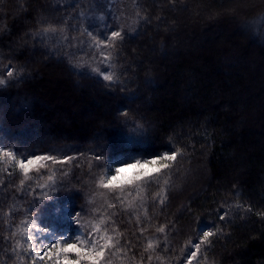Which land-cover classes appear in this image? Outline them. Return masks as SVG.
<instances>
[{"label": "trees", "instance_id": "1", "mask_svg": "<svg viewBox=\"0 0 264 264\" xmlns=\"http://www.w3.org/2000/svg\"><path fill=\"white\" fill-rule=\"evenodd\" d=\"M233 1L244 0H131L120 36L95 38L102 71L83 64L95 0H0V264H64L25 227L58 244L90 225L103 235L97 264H264V27L243 23L264 5L242 14ZM198 8L219 16L191 28ZM53 66L65 93L44 81ZM173 151L168 167L105 185L114 167Z\"/></svg>", "mask_w": 264, "mask_h": 264}, {"label": "rangeland", "instance_id": "2", "mask_svg": "<svg viewBox=\"0 0 264 264\" xmlns=\"http://www.w3.org/2000/svg\"><path fill=\"white\" fill-rule=\"evenodd\" d=\"M130 1L131 0H95V3L97 4V9H100V11H99L100 15L96 14V16L94 18H92L91 20L94 24L98 25L97 27L95 26L96 29H93V31H97V32L93 35V36H95L93 38V40L88 41L87 45L86 44L84 45V46H87L86 50H88L89 52L94 53V54H91L85 61H83L84 65H85V63L90 65V68L92 67V70H99L100 69L103 71L104 67L108 68V64H107L108 55L106 54L105 50L103 49V45H102L103 44L102 42H104V41L99 42V40H97L95 38L97 36H100L101 34L106 39L111 38L112 37L111 33L116 32L115 27L119 28L118 24L122 25L128 21L126 18L124 19V17H122L121 13H122V11H124V9L129 10ZM263 5H264V0H244V1H238V2L233 1V2L225 5L224 7L226 9H231V10L237 9V11L241 12L242 14H245L244 12L249 10L250 8H255L258 6L260 7ZM187 12H188L189 17H190L189 18V20H190L189 25L191 26V28H194L196 26L202 27L207 22L214 21L219 16L218 14L215 13L213 15L210 14V15L206 16L205 18L204 17L201 18V16L199 17V15H200L199 8L196 9L195 11L189 10ZM228 13H230V15L229 14L225 15V13H224V15L227 17V20H228L227 26L229 28H232V29L240 28V30H242L241 25L243 26V24L241 22V19L243 18V15L242 14L238 15V13H234V12L231 13V11H228ZM253 13H254V11H253ZM263 18H264V15L262 17L253 16L252 18H249L248 20L243 22L245 24L244 28H246V30H247V29H251L257 25L264 27V19ZM100 28L103 30V33H101L102 30ZM108 29H110V30L106 31ZM192 33L190 32V34H188V35H190V36H188L189 37L188 38L189 43H191V41H193L191 38L194 37V34H192ZM246 34H247L246 32L241 33V44H244L246 42V40H248ZM88 36H90L89 33H88ZM61 39H63V38L60 36L59 39H57V41H62ZM82 44L83 43H80V44H79V42L77 43V45H79V46H82ZM173 49L180 50L181 52H183L184 50L190 49V46L186 45V44L185 45L179 44L178 46H175ZM263 59H264V57H263ZM239 65L241 66L242 62L239 63ZM43 78H44L45 82L49 83L52 90H54L57 93L60 92L61 89L63 90V93H65L66 89L70 88L68 78L65 76V73L58 67H54V66L49 67L47 69V72L43 73ZM262 88L264 89V85ZM79 94H80V92L79 93L75 92V95H79ZM89 95H92V94H89ZM41 97L42 98H41L40 102L43 105H45L46 107H54L55 104H59V100L56 101V103H55L54 101H51V100L49 102L48 98H46L44 96H41ZM63 97H64V95H63ZM247 100L249 101V103H251L253 105V108H252L253 111H254V109L259 111V107L257 106V103H259L258 102L259 99L252 98L250 96L247 98ZM260 101L262 102L261 99H260ZM224 103H225V101H224ZM53 111H55V109H53ZM228 111H230L229 108L227 109V112ZM91 117H92L91 115H87V116H83L82 118L89 119ZM1 155L6 157L8 160H12V158L9 155H7L6 153L2 152ZM30 161H31V163H29V161H18V164L20 167L22 164L26 165L27 170H29L30 168H33V167L36 168L38 166L37 162H39V161L37 159H33ZM166 161H168V160H166ZM135 162L114 167L111 171H109L107 174H105V185H107V186L122 185L124 183H127L128 181L135 179V178L148 176V175L154 173V171H156L159 164L161 163V162H158L155 165H147L143 168H141V166H139V165L137 167H134V168L127 166V165L135 164ZM140 162H141V165H143L144 161H140ZM163 162H165V161H163ZM35 164H37V165L35 166ZM117 168H122L123 171L120 173H117L116 172ZM21 169L25 171V169L23 167H21ZM113 176H116L117 179L112 180L111 178ZM85 221H86V219H85ZM89 227L91 229L90 234H88L89 238L83 236V234L81 233V235H79L78 237L77 236H74L72 238L68 237L67 239H65V241L63 238H61V241H59L58 244L52 243L53 240L55 242H56V240L48 232H42L41 234L37 235L36 238H34V234L29 232V230L33 229L30 226H29V228L25 227L24 233L26 234V236L28 238L32 237V238H30V240L32 239L31 244L32 245L34 244V246L36 247V251L39 253L54 254L55 257L56 256L59 257L61 260H63V262L65 261V259H68L70 261H79V264H97L98 256H100V254H101L103 235L98 230L97 225H90ZM38 230H39V228L36 229V233L38 232ZM33 231H34V229H33ZM49 236H50V238H49ZM38 237H40V238L38 239ZM68 244H75L77 250L76 251H70V252L61 251L62 249L66 248ZM78 252L80 253L79 255L77 254Z\"/></svg>", "mask_w": 264, "mask_h": 264}, {"label": "snow or ice", "instance_id": "3", "mask_svg": "<svg viewBox=\"0 0 264 264\" xmlns=\"http://www.w3.org/2000/svg\"><path fill=\"white\" fill-rule=\"evenodd\" d=\"M111 35H112V37H118V36H120V33L119 32H112ZM106 79L111 80L112 78L109 76V77H106ZM176 155H177V153L175 151L171 152V154L165 152L163 155H155V156H153L152 159H146V160H144L143 165H141L140 160H136L135 164L127 165V166L134 168V167H137L139 165V166H141V168H143V167H145L147 165H155L158 162H161V167H168V165L167 164H164L163 161H166V160H169V161L170 160H174L176 158ZM29 163H31V161H29ZM21 167H23L25 169V171H27V166L26 165H23L22 164ZM122 171H123L122 168H117L116 169V172L117 173H120ZM111 179L112 180H116L117 177L116 176H113ZM221 219H223V217H221ZM43 231L44 232H47V229H43ZM161 231H163V229H161ZM210 235H212L211 232H205L204 233V236L205 237H208ZM39 238L40 237H38V239ZM196 248L197 249L199 248V244L196 245ZM76 250L77 249H76V245L75 244H68L67 247L64 248V249H62L61 251H63V252H70V251H76ZM77 254L79 255L80 253L78 252ZM191 256L195 257L196 256V252L193 251L191 253ZM64 264H79V261H70L68 259H65Z\"/></svg>", "mask_w": 264, "mask_h": 264}]
</instances>
